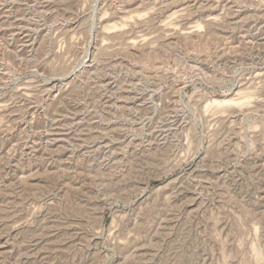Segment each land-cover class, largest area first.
I'll list each match as a JSON object with an SVG mask.
<instances>
[{
	"label": "rangeland",
	"instance_id": "obj_1",
	"mask_svg": "<svg viewBox=\"0 0 264 264\" xmlns=\"http://www.w3.org/2000/svg\"><path fill=\"white\" fill-rule=\"evenodd\" d=\"M0 264H264V0H0Z\"/></svg>",
	"mask_w": 264,
	"mask_h": 264
}]
</instances>
